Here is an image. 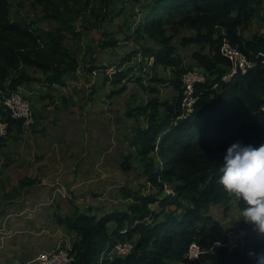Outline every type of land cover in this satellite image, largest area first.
I'll return each instance as SVG.
<instances>
[{
    "label": "trees",
    "instance_id": "obj_1",
    "mask_svg": "<svg viewBox=\"0 0 264 264\" xmlns=\"http://www.w3.org/2000/svg\"><path fill=\"white\" fill-rule=\"evenodd\" d=\"M30 1L43 8L44 20L61 26L54 31L20 22L10 11V1L0 0V92L16 93L34 83L65 86L66 78L78 80L75 75L82 69L85 75L103 77L104 88L117 85L111 94L118 96L128 89L123 84L136 71V66H126L139 54L146 60L139 65L145 74L158 76L151 77V83L164 82L173 69L171 100L161 101L151 94L138 114L131 113V108L126 113L128 117L144 115L145 123L137 126L130 141L134 153L124 157L122 167L131 172L135 154L149 191H145L147 187L125 188L123 197L128 203L122 209L100 217L80 212L67 219L69 229L77 235L71 248L75 264H255L249 253L264 252V234L243 221L240 228L248 232L246 247L243 252L230 253L223 246L230 229L210 209L231 201L237 202L240 212L245 206L218 182L226 148L237 140L257 146L264 143V64L261 58L256 59L264 50V36L245 37L257 18L264 21V0H153L134 34L121 31L123 40L133 42L136 50H122L125 54L112 58L110 69L115 70L111 73L94 58L92 48L117 50L121 40L105 24L113 21L119 3L118 15H135L138 0ZM79 18L84 20V33L74 27ZM180 29L193 33L187 42L201 48L192 58L206 76L205 82L195 84L197 101L183 119L179 117L185 91L175 78L184 70L183 60L171 48L154 50L141 42L147 35L152 41L166 43L169 32ZM87 31H94L97 39L85 35ZM225 41L255 62L252 70L238 73L232 82L222 81L229 69V60L220 53ZM80 42L89 44L84 61L79 53L74 55L82 46ZM82 61L86 63L83 67ZM161 66L162 74L156 71ZM29 70L41 73L46 82L31 76ZM138 82L144 90L143 81ZM3 108L0 104V121L8 123L10 131L17 128L22 133L24 122L14 120ZM118 241L133 244L128 256H115ZM192 245L201 251L194 263L188 258ZM197 253V247L192 246V258Z\"/></svg>",
    "mask_w": 264,
    "mask_h": 264
},
{
    "label": "crops",
    "instance_id": "obj_2",
    "mask_svg": "<svg viewBox=\"0 0 264 264\" xmlns=\"http://www.w3.org/2000/svg\"><path fill=\"white\" fill-rule=\"evenodd\" d=\"M56 86L34 83L22 87L33 100L34 123L22 128V133L17 128L11 129L9 137L0 143V264H25L44 251L71 249L77 235L69 229L67 219L80 212L98 215L103 213L98 211L102 207L104 213L111 212L128 203L123 191L130 182V172L124 171L125 175L121 173L120 177L118 170L114 171L120 180L115 186L102 180L105 175L109 177L107 169L113 164L112 156H105L106 153L104 162L98 160L99 154L95 157L105 147L94 146L91 150L86 147L79 162L76 154L64 163L59 160L60 148L54 139L61 106L68 104L65 108L71 109L76 99L73 96L63 99L64 93L53 89ZM59 87L65 89L68 83ZM64 126L68 129V124ZM125 151L118 148L114 155L118 162L122 163ZM122 168L121 165L119 170ZM94 172L102 175L98 178ZM218 206L210 209L215 218L214 209Z\"/></svg>",
    "mask_w": 264,
    "mask_h": 264
},
{
    "label": "rangeland",
    "instance_id": "obj_3",
    "mask_svg": "<svg viewBox=\"0 0 264 264\" xmlns=\"http://www.w3.org/2000/svg\"><path fill=\"white\" fill-rule=\"evenodd\" d=\"M9 1L11 3L10 11L13 13V17L16 20L20 22H32L34 25H36V28L39 26L41 29L44 28L54 31L60 29L59 27L61 25L55 24L52 20H44L42 13L43 8L35 4L33 1ZM132 1V3H134L136 0ZM153 2V0H138L136 3L138 5H136L135 11H133L135 15H132L129 12L118 15V12L119 10L121 11L122 6L120 3L117 4V9L112 16L113 21H110L109 24L106 23L105 28L111 30V32H117L116 38L121 40L119 41L118 46L120 48L118 49L117 47V50L114 49V52H111L109 49L100 50L97 46H93L92 48L94 58H96L100 64L103 63L104 66H106V69H109L110 73L112 70H115V67L110 69L112 58H117L119 54L120 56L125 54L123 51L127 50V53H130L131 51L133 52L136 50V46L133 42L123 40L125 38L124 34L125 32L134 34V29L139 27L140 22L142 24L145 21V15H147V11L151 8L150 6L153 5ZM87 13L88 11L86 14ZM262 15H264V12ZM74 27L78 29L79 32L82 31L84 33V20L79 18L77 23L74 24ZM121 31H125L124 34ZM254 34L264 36V21H262L261 18L256 19L253 26L245 33V37L250 38ZM85 35L90 38L96 37L95 39H97L94 31H87ZM192 35L193 33L190 30L180 29L179 31L169 32L170 37L166 43L160 42L157 39L152 41L147 35H144L141 41L144 46L153 48L154 50L171 48L173 53L183 60L185 65L184 70L181 74L177 73L175 78L181 82L182 89L184 91L186 90V76L190 77L191 80H198L202 77H205L206 79V76L192 58V55L195 52L201 50V48L196 44L187 42V40ZM79 44L82 46L80 48H76L77 50L76 53L74 52V55L79 53V59L81 58L84 61V55L85 52L88 51L89 44L87 43V45L84 42H80ZM95 45H97V43H95ZM132 59V62L130 61L131 63L126 67L136 66V71L134 74L129 75V79L123 84L126 85L128 89L121 95L113 96V94H111V88H117V85H113L114 87L107 85V87L104 88L101 86V79L103 77L98 76V74L85 75V72L82 69H80V71H78V73L75 75L77 78H79L78 80H75L72 77L66 78V82L68 83V87L65 88L66 90L61 87L58 88L59 84L53 88L54 90H57V92L60 90L61 93H64L63 99L66 97L69 98L71 96L76 99V104L72 102L71 109L65 108V105L68 104L61 106L62 113L59 115L57 122L58 133L54 139L56 140L54 143H56L57 147L60 148L58 153V157L60 158L59 160H61V162H65V160H69V157H71L73 154H76V162H79L78 160H81V158H83L86 154V150L83 151V149H86V147H89L90 150L91 147L94 146L105 147V150L103 152H97L95 157H97L99 154L97 157L98 160L104 162L105 153V156H112L110 161L113 162V168L111 165V168L109 167L107 169V175L109 177L105 175L103 176L102 180L106 179L107 182L112 183L114 186L118 184L120 180L119 177H115L113 172L118 170L117 172L120 174V177L121 173L125 175L124 170H119V167H121L126 155L129 156L130 154L134 153L133 149L131 148L130 141L136 133L137 126H142L145 123L144 115H140L139 117L137 115H134V117H128L126 116V113L131 108V113L138 114L137 110L140 108V106L147 103L148 99L151 97V94H153V97L158 98L161 101H164L167 98L171 100L172 93L175 90L171 83L173 79L172 77L174 76L173 69H169L170 71L168 78L164 82H153L155 85H152L153 83H151L149 80L151 77L155 79L158 76L146 75L144 72L145 69L139 66L141 62L146 63V60H144L145 58L139 54ZM83 61L81 63L82 67L86 65V63ZM156 71H159L160 74L164 72L162 66ZM188 74H190V76H188ZM31 76L40 78L46 82V78L41 73L38 75L37 73H32ZM145 79L147 80L145 81ZM138 81H143L146 86L144 90L141 88V86L144 85H141V83ZM22 87H20L19 90L20 95L24 98H28L29 94L26 93ZM102 87L104 89H102ZM62 102H64V100ZM64 103H67V101ZM64 124H68V129H65ZM120 147L126 149V151L123 152L124 157L122 163L118 162V160L115 159L116 156H114ZM72 148H74V150L69 152V150H72ZM134 156V160L132 161V167L134 169L130 172L131 174H129L130 182L127 188H134L137 190L147 187L145 191H149L150 185L146 184V180L143 177L140 178L142 170L139 161L136 159L137 156L135 154ZM94 173L98 174V178L102 175V173ZM114 189L118 190L116 187H114ZM167 191L169 190L167 189ZM65 192H67V189ZM95 208L98 207L95 206ZM85 210L86 209H84L83 212ZM104 210V207L98 209L99 212L103 211V213H99L97 217L106 214L104 213ZM214 211L217 213V218L221 220L229 229L233 227H240L241 223L244 221L241 216V212L237 208L236 201H231L227 206L220 205L215 207ZM190 260L194 261V259H191V257ZM167 264L175 263L167 262Z\"/></svg>",
    "mask_w": 264,
    "mask_h": 264
},
{
    "label": "clouds",
    "instance_id": "obj_4",
    "mask_svg": "<svg viewBox=\"0 0 264 264\" xmlns=\"http://www.w3.org/2000/svg\"><path fill=\"white\" fill-rule=\"evenodd\" d=\"M262 52H264V50H262L260 53ZM220 53H221V48H220ZM260 53L256 55V59L261 58L264 64V58L258 57ZM250 60H252L253 67H254L255 62L253 61V59H250ZM253 67L250 70H252ZM229 70H230V64H229V69L224 75H226L229 72ZM237 75L238 74H236L235 76ZM232 80L225 81V82H232ZM222 81H224L223 77H222ZM203 82H196V83H203ZM217 87L218 85L216 84L214 88H217ZM19 90L20 88L18 89V92ZM27 99L31 102L32 108L34 111V103H33L31 96L29 95ZM193 99H195V101L193 102L194 104L197 101V98L193 95ZM182 104H183V101H182ZM182 104H181V108H182ZM193 104L190 108V113L192 112ZM3 109L6 110L5 107ZM262 110L264 112V107L262 108ZM183 114H184V111L182 108V114L179 117L180 119H183L187 116L186 115L185 117H183ZM34 117H35V111H34ZM24 127L25 126L23 123V128ZM9 134H10V130H9ZM3 141L4 140H2L0 143H2ZM218 171L220 173L218 177V182L220 185L223 186L224 191L227 192L229 195L235 196L239 200L244 202L245 206L241 210V216L244 219V221L252 224L259 233L264 234V143H261L258 146L253 145L251 143L246 144L240 140H237L231 143L226 148V150L224 151L222 155V165ZM166 192L168 194L170 193V191H166ZM237 228H240V227H237ZM121 242H128V241H118V243H121ZM192 246L198 247L197 245H192ZM114 254L115 256H119L116 254L115 249H114ZM200 254H201V251H200ZM249 256L254 258L255 264H264V252H261V253L250 252ZM119 257H123V256H119ZM188 258L190 260L189 253H188ZM195 261H191V262L194 263Z\"/></svg>",
    "mask_w": 264,
    "mask_h": 264
},
{
    "label": "built area",
    "instance_id": "obj_5",
    "mask_svg": "<svg viewBox=\"0 0 264 264\" xmlns=\"http://www.w3.org/2000/svg\"><path fill=\"white\" fill-rule=\"evenodd\" d=\"M221 54L229 60L230 70L223 76L224 81H231L232 78L239 72L245 74L252 67L253 62L250 58L241 52L236 46L230 42L225 41L221 47ZM258 57L264 58V52L260 53ZM190 76V74H188ZM186 84V97L183 100L182 108L184 111L183 117L190 113V108L195 101L193 99V88L196 82H203L205 78L202 77L198 80H191L190 77H185ZM20 92V91H19ZM16 93H0V104H2L7 111L11 113V117L14 120H23L25 127H30L34 123V111L31 102ZM10 127L8 123L0 121V142L5 140L9 136ZM248 232L245 229L232 228L228 233V241L223 246L228 252L239 251L243 252L246 247ZM133 245L131 242H121L115 247V252L119 256H127L130 254ZM192 247L189 252L191 259L197 260L200 256V250L197 247V256L192 258L191 256ZM76 257L72 254L71 250L65 247H58L54 250L44 251L39 253L34 259L29 260L25 264H75Z\"/></svg>",
    "mask_w": 264,
    "mask_h": 264
},
{
    "label": "bare ground",
    "instance_id": "obj_6",
    "mask_svg": "<svg viewBox=\"0 0 264 264\" xmlns=\"http://www.w3.org/2000/svg\"><path fill=\"white\" fill-rule=\"evenodd\" d=\"M83 198V197H82ZM237 251V250H236Z\"/></svg>",
    "mask_w": 264,
    "mask_h": 264
}]
</instances>
